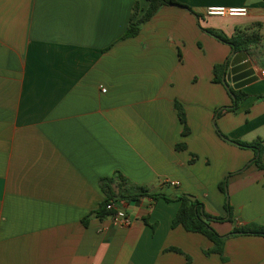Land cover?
Instances as JSON below:
<instances>
[{
	"label": "crops",
	"instance_id": "1",
	"mask_svg": "<svg viewBox=\"0 0 264 264\" xmlns=\"http://www.w3.org/2000/svg\"><path fill=\"white\" fill-rule=\"evenodd\" d=\"M178 1L191 10L163 5L120 39L134 0H0V264H264V236L228 237L220 256L172 226L179 194L218 215L224 179L233 220L212 222L217 232L264 225V171L219 135L264 138V0ZM208 29L261 36L235 64L256 76L237 88L247 96L236 110L223 109L233 82L213 70L239 51ZM117 171L171 200H115L128 227L90 215L105 199L100 179Z\"/></svg>",
	"mask_w": 264,
	"mask_h": 264
},
{
	"label": "trees",
	"instance_id": "2",
	"mask_svg": "<svg viewBox=\"0 0 264 264\" xmlns=\"http://www.w3.org/2000/svg\"><path fill=\"white\" fill-rule=\"evenodd\" d=\"M146 1L147 6L140 13L139 2L138 0H134L128 24L124 33L120 36V39L135 36L139 32L141 25L149 20L152 16H154L163 5L175 4L187 7L178 0ZM189 9L191 10V8ZM207 32H209L219 40L229 44L231 49L235 52L249 50L252 46H254L261 40V36L256 32L236 31V33L230 37H227L220 32L210 29H208ZM226 65L227 61L214 65L213 72L215 82H219L225 85V83L222 81V78ZM228 90L233 94L232 104L229 107H223V109L236 110L239 106V103L247 96V93H245L241 89L233 90L231 88H228ZM175 108L178 112L180 120L184 124L185 117L182 106L178 103H175ZM186 132L187 128L184 125L183 134H186ZM219 135L223 139L232 142L240 147L252 149L254 151V157L250 160V163L255 164L259 169L264 171V160L262 158L264 154V138L256 137L251 141H244L240 139H230L221 133H219ZM114 183H116V190L114 189ZM100 188L105 194V199L98 205L95 210L91 211L90 213V215H96L98 217L109 215L112 211L107 209V205L118 199L124 201H135L139 200L141 197L148 196L153 199H158L161 197L167 201L171 200V198L166 196L164 193L152 192L147 186L137 185L130 182L119 171L114 173L112 176L102 177L100 179ZM219 188L226 195V179L220 182ZM177 199L180 201V204L174 218L172 219V226L181 225L186 231L198 232L206 236L212 242L211 248L206 250V253H216L222 256L226 239L237 234L264 236V225L252 222L236 225L230 232L226 234L218 233L217 230L212 226V222H224L233 220V212L229 202H225V209L228 212L227 217H221L219 215H212L207 213L204 210L203 203L198 199L191 200L186 197L185 194H179L177 196ZM170 249L182 252L176 247H171Z\"/></svg>",
	"mask_w": 264,
	"mask_h": 264
},
{
	"label": "water",
	"instance_id": "3",
	"mask_svg": "<svg viewBox=\"0 0 264 264\" xmlns=\"http://www.w3.org/2000/svg\"><path fill=\"white\" fill-rule=\"evenodd\" d=\"M242 54H243L242 51H239V52L234 54L229 65L228 66L226 65V68H225V71L223 74V78H222V81L224 83L228 82V81H232L233 87L235 89L240 88V87L252 82L256 78V76L254 74V70L251 68L250 63H244V64L239 65V66L235 65L238 61L239 62L242 61V58H241ZM230 95L233 96L232 93H230ZM185 196L191 200L196 199V197L194 195H191V194L186 193Z\"/></svg>",
	"mask_w": 264,
	"mask_h": 264
},
{
	"label": "built area",
	"instance_id": "4",
	"mask_svg": "<svg viewBox=\"0 0 264 264\" xmlns=\"http://www.w3.org/2000/svg\"><path fill=\"white\" fill-rule=\"evenodd\" d=\"M206 11L208 14H217V15H245L247 9L245 7L210 6L207 8ZM104 90L105 89H103V91ZM172 184H174V182H172ZM107 209L112 211L109 214V216L114 223L124 227H128L131 225L132 218L121 211H117L114 208L113 202L107 205Z\"/></svg>",
	"mask_w": 264,
	"mask_h": 264
},
{
	"label": "rangeland",
	"instance_id": "5",
	"mask_svg": "<svg viewBox=\"0 0 264 264\" xmlns=\"http://www.w3.org/2000/svg\"><path fill=\"white\" fill-rule=\"evenodd\" d=\"M225 197H226V199L224 201V206L222 207V209L219 210V213H217L221 217H227V215H228V212L225 209V202H229V204L231 205L228 193H226ZM231 208H232V206H231ZM232 212H233V209H232Z\"/></svg>",
	"mask_w": 264,
	"mask_h": 264
}]
</instances>
